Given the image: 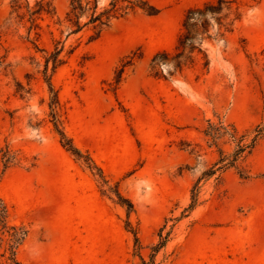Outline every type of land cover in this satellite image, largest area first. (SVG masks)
<instances>
[{
	"label": "rangeland",
	"instance_id": "obj_1",
	"mask_svg": "<svg viewBox=\"0 0 264 264\" xmlns=\"http://www.w3.org/2000/svg\"><path fill=\"white\" fill-rule=\"evenodd\" d=\"M150 1L157 14L137 8L90 40L92 28L67 36L54 23L69 0H53L57 15L40 20V35L0 0V146L18 157L0 163V197L11 223L29 229L20 264L150 260L165 218L181 215L199 178L202 202L176 221L157 264H264V137L241 160L250 177L234 167L203 177L219 157L208 119L240 130L264 119V0H240L233 29L204 40L174 75L153 57L174 54L188 10L216 0ZM56 39L65 62L46 75ZM54 112L85 156L63 144ZM219 146L233 148L227 137Z\"/></svg>",
	"mask_w": 264,
	"mask_h": 264
},
{
	"label": "trees",
	"instance_id": "obj_2",
	"mask_svg": "<svg viewBox=\"0 0 264 264\" xmlns=\"http://www.w3.org/2000/svg\"><path fill=\"white\" fill-rule=\"evenodd\" d=\"M13 1L12 18L19 22H29L27 27L29 34L34 31L37 35H40V29H42L40 20L52 19L57 15L56 5L53 0H36L34 5L28 0L26 4H23L20 0ZM239 2L240 0H216L214 2H206L202 7L190 8L184 19V31L180 35L177 51L172 55L167 50L156 53L152 59L153 66L158 67L162 62L169 61L172 64L170 73L174 75L177 72H181L187 65L194 63V53L195 51H202L201 44L204 40L224 36V31L233 29L235 20L239 18V13L237 9H234V5ZM137 8L143 9L150 15L157 14L160 11L159 7L150 0H108L107 2L102 0H69V8L65 17L57 16V20L54 23L59 25L62 32L67 31V36L86 28H92L94 29V34L91 35L90 40H93L100 36L102 31L115 20L125 17ZM232 14H235V16H232ZM214 24L216 25L215 34L211 31V27ZM49 25H51V22L48 23ZM64 49V41L56 39L54 48L51 51H47L48 55H46L44 70L46 75L50 63L53 64V70H55L65 62V58L62 56ZM208 63L209 61L207 60L205 64L207 65ZM123 71L124 67L119 70L118 82L121 80ZM156 74H161L158 68ZM49 82L52 88V83L51 81ZM56 103H58V99L57 95L54 94L52 104ZM53 116L57 120L56 125L61 133L63 144L77 157L85 156L82 150L74 144L72 138L68 137L64 129L59 127L56 112L53 113ZM204 133L210 137L212 144L218 146L219 157L212 167L204 171L203 177L223 172L230 167L238 169V173L244 178L251 176L250 172L246 171L242 166L241 160L264 137V119L255 126L244 130H240L235 124L223 119H219L217 122L208 119V126ZM223 137H227V142L233 145L231 151L219 146V140ZM17 161V153L9 144L0 146V163L3 164L4 170ZM86 161L92 168L96 167L101 170L90 156L87 155ZM201 179H197L193 184L190 203L181 212V215L165 218L164 224L158 232L159 241L152 247L151 259L147 260L140 253L141 264H157L156 254L167 244L176 221L189 215L202 202ZM119 198L120 202L125 204L124 197L121 194H119ZM127 204L129 209L134 208L131 200ZM171 220L172 223H169ZM28 234L29 229L26 225L11 223L8 204L0 197V264H20L19 248L26 240ZM135 238L140 246V238L137 232H135Z\"/></svg>",
	"mask_w": 264,
	"mask_h": 264
}]
</instances>
